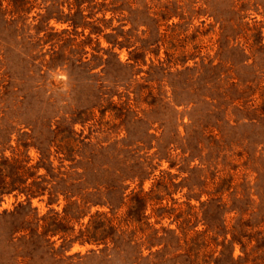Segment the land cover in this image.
I'll return each mask as SVG.
<instances>
[{"label":"rangeland","instance_id":"obj_1","mask_svg":"<svg viewBox=\"0 0 264 264\" xmlns=\"http://www.w3.org/2000/svg\"><path fill=\"white\" fill-rule=\"evenodd\" d=\"M131 1L132 8H148L136 23L121 21L127 12L119 18L111 12L97 13L96 17L109 22L89 41V29H74L54 19L48 25L41 21L37 14H44L45 7L40 1L17 14V19L25 18L17 20V29L8 26L3 21L11 19L14 8L1 0L0 157L35 165L40 157L37 147L53 153V144L61 140L57 136L51 144L50 117L58 110L60 114L84 110L97 102L99 90L112 88L116 93L113 105L123 108L122 112L128 110L127 116L122 120L114 109L101 114L96 106L82 115L84 122L71 126L78 140L96 149H112L119 142L127 145L122 154L135 167L147 161L157 165L142 181L144 191L158 179L167 180V174L173 177L177 187L161 201L173 211L157 228L175 230L180 237L179 223L192 206L199 217L192 219L191 224L197 222V226L188 236L202 230L201 202L213 196L226 204L215 212L230 228L239 212L251 205L250 200L258 203L264 190V179L258 177L264 170V0ZM61 8L67 11L66 6ZM56 11L50 9V13ZM161 12L171 16L162 20ZM121 24L125 25L118 28ZM112 28L118 33L135 28L132 47L109 43L123 40L113 36ZM139 46L145 53L135 63L129 60V51ZM247 107L259 109L256 120L250 119L253 114ZM164 155L167 158L159 160ZM50 160L58 165L53 155ZM139 184L138 179L130 182L128 191L137 190ZM235 191L239 194L233 195ZM23 199L17 191L0 198V264H17L22 256L30 258L31 264H67L51 255L53 249L76 255L68 260L70 264H106L101 254L91 253L93 246L76 242L68 247L59 236L32 254L21 252L17 204ZM43 199L31 201L39 215L51 207L60 211L64 205L60 199L59 204L48 206ZM230 208L238 212L224 214ZM124 211L125 207L118 215ZM254 211V221L263 219L260 210ZM146 212L151 213V208ZM214 249L218 253L221 247L210 245L206 251ZM238 255L240 248L235 245L233 257Z\"/></svg>","mask_w":264,"mask_h":264},{"label":"trees","instance_id":"obj_2","mask_svg":"<svg viewBox=\"0 0 264 264\" xmlns=\"http://www.w3.org/2000/svg\"><path fill=\"white\" fill-rule=\"evenodd\" d=\"M8 1L14 8L9 14L11 19L3 21L8 26L13 25L17 29V20H25L21 15L17 19V14L33 8L34 4L40 1L38 4L45 7L44 14H37L41 21L44 20L48 25L49 20L54 19L67 23L74 29H89L86 36L89 41L92 40L91 35H100L109 22L104 17H96L97 13L104 15L105 12H111L113 16L118 17L127 12L121 21L134 24L138 15L148 10L141 5L132 8L131 0ZM63 6H66L67 11L62 10ZM50 9L57 11L50 13ZM13 14L16 16L13 17ZM169 15L163 12L159 14L162 20H167L171 16ZM124 25L121 24L118 28ZM111 30L115 38L119 35L123 40L109 43L120 48L132 47L131 32L135 28L126 31L120 29L119 33L116 28ZM109 35L110 33H107L105 37ZM144 53V47H136L129 51V60L137 63ZM185 61L184 59L181 63ZM115 94L112 88L106 89V92L99 90L97 102L84 110L62 114L59 110L56 111L50 117L51 144L57 136L61 135V140L58 144H53V153L37 147L40 157L35 165L27 166L26 160L18 158L0 157V198L16 191L24 196L23 201L17 204L18 249L32 254L38 247L43 246V243L51 245L54 243L51 239L59 236L62 245L66 244L68 247L76 242L93 246L91 253L101 254L99 257L101 256V261L106 264H264V190H260L258 203L250 200L252 206L248 205V208L239 210L240 217L230 228L225 225L224 217L220 219L215 212L224 209L226 204H222L220 198L213 196L201 202V221L204 228L188 236V231L197 226V222L191 224L192 219L197 221L199 217V212L193 211V207L189 206L186 216L178 226L182 231L179 237L175 230L164 226L156 227L166 214L170 215L173 211L172 208L161 205L164 195H171L177 187L171 175L167 174V180L158 179L150 190L144 191L141 183L153 174L157 165L147 161L135 167V164L130 163L122 154L127 145L119 142H116L112 149H96L95 146L78 140L71 126L84 122L82 115L96 106H99L101 114L108 109H114L117 111V117L125 119L128 110L122 112L123 108L113 105L112 98ZM247 110L253 114L250 119L256 120L259 109L247 107ZM52 155L58 160L57 166L50 160ZM165 158L166 155L159 160ZM170 165L173 166L172 162ZM41 169L44 173H39ZM258 177L264 179V170ZM136 179L140 181L138 189L128 191L130 182ZM223 181L225 182V179L221 182ZM207 194L211 196V193ZM237 194L239 193L235 191L233 195ZM44 197L48 206L59 204L62 199V209L58 211L51 207L46 213L39 215L37 209L32 207L31 201L34 198L44 200ZM196 199H199V196ZM102 207H107L108 210H101ZM123 207L125 211L118 215ZM148 208H151V213L146 212ZM205 208L211 209V212ZM254 210H260L263 219L254 221L252 218L257 215ZM230 212L237 213L238 209L224 210V214ZM244 215L249 217L244 218ZM152 217L156 218L155 222L150 221ZM174 217L178 219L179 215ZM219 238L221 241H218ZM210 245L215 248L220 246L221 249L218 253L215 249L206 251ZM235 245L240 248V255L236 258L233 257ZM144 251L148 252L147 255H144ZM51 255L55 258L58 256L59 260L67 264H70L68 260L76 256L56 253L54 249ZM28 259L30 258L22 256L23 261L17 264H31Z\"/></svg>","mask_w":264,"mask_h":264}]
</instances>
